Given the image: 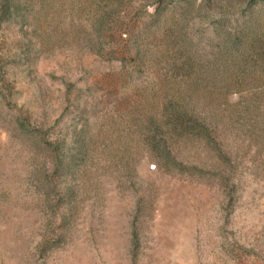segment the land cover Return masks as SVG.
I'll use <instances>...</instances> for the list:
<instances>
[{"label":"rangeland","instance_id":"obj_1","mask_svg":"<svg viewBox=\"0 0 264 264\" xmlns=\"http://www.w3.org/2000/svg\"><path fill=\"white\" fill-rule=\"evenodd\" d=\"M0 264H264V0H0Z\"/></svg>","mask_w":264,"mask_h":264}]
</instances>
